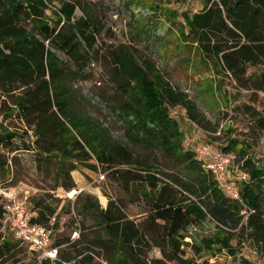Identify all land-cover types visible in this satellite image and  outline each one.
<instances>
[{"label": "trees", "instance_id": "trees-1", "mask_svg": "<svg viewBox=\"0 0 264 264\" xmlns=\"http://www.w3.org/2000/svg\"><path fill=\"white\" fill-rule=\"evenodd\" d=\"M198 1L197 10L173 14L180 45L193 47L202 64L229 77L237 89L264 95V0ZM51 4L52 0H0V93L13 96L14 105L0 121V186L11 181L12 164L23 157L22 163L32 161L38 171L54 162L55 188L66 192L76 187L71 172L77 165L92 172L101 168L124 196H108L105 208L86 196L75 221L92 216L98 228L92 244L80 250L70 238L54 239L60 246L55 260L31 259L27 264H95L96 258L111 264H195L203 250L210 256L222 250L233 255L231 243L239 237L247 238L264 259V155L254 154V142L246 135H228L220 145L202 142L232 155L228 183L236 187L238 199L232 198L204 167L196 143L187 138L172 110H185L188 119L205 130L209 123L150 60L138 61L125 46L113 55L109 81L118 102L111 109L128 142L160 153L168 168L144 164L122 144L109 142L100 127L68 107L73 81L98 53L97 17L91 7L63 0L50 21L45 17ZM76 9L81 11L78 17ZM57 52L76 69L70 70ZM21 88V95H13ZM232 109L248 118L260 142L264 109L244 103ZM12 114L26 130L4 124ZM134 204L141 212L131 218L124 209ZM30 210L33 223L49 226L51 219L55 221V207L42 200L34 201ZM244 210L249 212L245 220ZM205 221L214 223L219 233L201 238L199 244L185 241L192 237L190 229ZM26 249L32 258L35 252L24 244L4 240L0 264H21L28 256ZM154 249L160 258L149 259Z\"/></svg>", "mask_w": 264, "mask_h": 264}, {"label": "rangeland", "instance_id": "rangeland-1", "mask_svg": "<svg viewBox=\"0 0 264 264\" xmlns=\"http://www.w3.org/2000/svg\"><path fill=\"white\" fill-rule=\"evenodd\" d=\"M61 1L63 0H52V4L48 5L46 10L45 19L50 21L56 19L52 11H58ZM70 1L75 5L93 9L99 31L95 45L97 55L85 67L84 72L73 81L68 106L70 113L86 117L95 127L101 128V132L109 142L122 144L138 156L144 164L162 170L168 168L167 160L160 153L128 142L124 135L122 122L111 109L112 105L118 102V95L109 81L114 66L113 55L121 53L120 46H125L138 61L150 60L165 80L176 90L188 96L203 115L204 121L209 123V129L205 130L192 123L185 110L179 107L172 110V115L192 142H210L213 146L223 144L228 135L240 138L246 135L255 144L254 154L260 157L264 155V152H261L259 140L257 143L260 137L259 132L251 130L250 121L241 111L235 112L232 109L233 105L239 104L240 106L244 103L253 104L262 110L264 109V95L261 93L252 95L247 90L237 89L229 77L216 75L202 64L193 47L180 45L176 28L171 23L175 18L173 14L197 10L200 7L198 0ZM75 15L80 16L81 11L76 9ZM57 56L70 70L76 69L66 56L59 52ZM20 92H23V88L15 91L13 95L19 96ZM12 99L13 96L0 93V121L3 117L10 115V110L14 109ZM4 124L11 130H26L24 123L14 114L7 118ZM28 135H31V131H28ZM21 159L17 158L16 165L12 164V179L4 186L16 187L19 196L27 199L29 209L34 201L39 200L55 207L53 240H66L77 228L78 237L74 240L75 244L77 243L76 249L81 250L92 244L91 240L98 236L95 221L89 215L81 219L79 223L75 221V215L78 211L80 212L82 205L87 201L86 196L91 197L92 202H96L100 208L106 207L108 196L119 195L123 198L124 195L118 187L106 180V175L101 168L99 172H92L77 165L76 169L71 172L76 187L73 191L66 192L62 188H55L56 164L54 162H47L38 171L32 161L26 164L22 163ZM100 174L103 178L99 177ZM79 189L81 192L78 193ZM0 208L2 209L1 199ZM124 212L129 217L135 218L141 212V208L134 204L125 208ZM190 232L191 239L187 238L185 241H193L196 244L200 243L201 238H212L219 233L214 223L210 221H205L200 228L190 229ZM1 235H6L13 240L9 231L0 232ZM231 244L234 247L233 255L222 250L215 256H210L206 250H203L202 258L195 257V264H202L203 259L207 260L204 264L264 263L263 257L255 251L247 238L239 237ZM26 251L28 253L27 249ZM188 256H191L190 251ZM27 258L32 261L38 260L35 253H32V258L28 253ZM148 258H160L159 251L152 250ZM25 259L21 264L28 263V259Z\"/></svg>", "mask_w": 264, "mask_h": 264}, {"label": "built area", "instance_id": "built-area-1", "mask_svg": "<svg viewBox=\"0 0 264 264\" xmlns=\"http://www.w3.org/2000/svg\"><path fill=\"white\" fill-rule=\"evenodd\" d=\"M260 148L264 151V132L260 139ZM196 152L202 159L204 167L211 171L217 184L222 187L232 198L238 199L235 186L228 183L230 173L228 169L232 161V155L225 152H217L211 146L196 142ZM101 178L103 175L100 174ZM75 192V191H74ZM81 189L78 190V193ZM0 199L2 205L1 224L5 231H9L15 241H18L35 252L37 259L51 261L58 256L60 246L54 245V219L49 226H42L31 221L34 213L29 209L27 199L19 196L16 187L0 186ZM246 218L248 211H242ZM78 237L77 228L73 230L70 241ZM95 264H111L103 258H96Z\"/></svg>", "mask_w": 264, "mask_h": 264}, {"label": "crops", "instance_id": "crops-1", "mask_svg": "<svg viewBox=\"0 0 264 264\" xmlns=\"http://www.w3.org/2000/svg\"><path fill=\"white\" fill-rule=\"evenodd\" d=\"M10 177H12V172H11V170H10ZM52 193H53V191H52ZM0 221H1V220H0ZM0 232H2V233H3V232H4V233L6 232V231H4L2 224H1V226H0ZM12 238H13V237H12ZM7 239H8V236H6V235L2 236V235H1V236H0V244H1L4 240H7ZM13 241H15V240L13 239ZM27 257H28V256H26L25 258L28 259ZM26 259H25V260H26ZM29 261H30V260L28 259V262H29Z\"/></svg>", "mask_w": 264, "mask_h": 264}]
</instances>
